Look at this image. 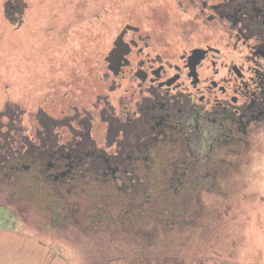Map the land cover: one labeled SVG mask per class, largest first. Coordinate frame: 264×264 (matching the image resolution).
<instances>
[{"label":"rangeland","instance_id":"1","mask_svg":"<svg viewBox=\"0 0 264 264\" xmlns=\"http://www.w3.org/2000/svg\"><path fill=\"white\" fill-rule=\"evenodd\" d=\"M3 1L0 131L8 128L10 132L16 124L24 129L27 145L57 152L59 158L67 156L60 147L70 143V152L81 167L90 164L79 159L87 154H82L87 148H94L97 157L101 152L102 157L113 155L122 135L108 131L123 114L124 104L132 107L136 94L127 80L111 74L105 77L108 69L104 56L119 27L130 21L127 11L154 0H91L89 5H78L71 34L61 23L62 10L29 0L20 19L11 22L4 16ZM103 9L107 10L104 14ZM145 18L142 21L149 28V16ZM167 54L173 60L177 56L173 49ZM9 108L10 115L15 114L20 122L4 115ZM85 117L91 121L89 133L94 145L80 136L84 129L80 120ZM251 130L245 138L232 142L238 145H210L208 130L207 140L198 138L203 150L215 160V172L207 178L199 166L194 167L199 171L195 175L206 184L199 197L193 198V205L186 208L187 219L181 223L159 222L156 218L161 214L155 212L149 216L154 224L144 227L135 220L133 227L126 219L131 209L123 205L124 199L117 193H107L105 200L92 203L85 189L79 195L72 189L66 196L67 200L84 203L74 211L86 210L88 214L80 217L83 221L56 223L43 197L20 195L12 199L9 182L4 181H0V207L11 209L5 217L15 222L18 230L45 243V264H264V124ZM66 161L72 164L69 158ZM121 161L108 164L121 166ZM88 202L91 204L86 207ZM153 206L158 209V203ZM98 212L101 217L88 219L89 214Z\"/></svg>","mask_w":264,"mask_h":264},{"label":"flooded vegetation","instance_id":"2","mask_svg":"<svg viewBox=\"0 0 264 264\" xmlns=\"http://www.w3.org/2000/svg\"><path fill=\"white\" fill-rule=\"evenodd\" d=\"M35 1L62 10L61 23L69 34L75 27L77 6L91 2ZM30 2L4 0V16L17 22ZM148 4L127 11L130 21L119 27L104 56L105 77L111 74L127 80L136 94L132 107L125 103L117 120L136 125L143 119L152 132L160 133L172 126L190 128L206 140L208 130L210 145H238L232 142L264 124V0H154ZM101 5L105 7V1ZM146 16L149 28L144 24ZM113 48L124 52L118 66L106 60ZM168 49L176 52L175 60ZM124 108L128 109L124 112ZM83 120L89 131L91 121Z\"/></svg>","mask_w":264,"mask_h":264},{"label":"trees","instance_id":"3","mask_svg":"<svg viewBox=\"0 0 264 264\" xmlns=\"http://www.w3.org/2000/svg\"><path fill=\"white\" fill-rule=\"evenodd\" d=\"M10 113L9 108L4 115L21 121ZM144 121L141 119L136 125H122L120 120H116L114 125L110 124L108 133L115 131L122 135L118 140L117 151L110 156L105 154V157H102L101 152L102 156L97 157L94 148H87L82 151L83 155L84 152L87 154L80 155L79 159L87 160L90 164L83 167L70 152L73 151L70 143L66 147H60L61 151H67V156L59 158L57 152L51 153L46 149L40 151L33 144L27 145L24 129L21 130L14 124L10 132L8 128L0 131V181L9 182L12 199L19 198L20 195L32 199L43 197L42 200L47 201L45 208L52 213L56 223H66L70 219L75 222L83 221L88 214L86 210L82 209L77 213L74 211L84 203L67 200L66 196L73 191L79 195L84 189L92 203L105 200L107 193H117L124 199L123 205L131 209L126 219L133 227L135 220H139L142 225L154 224V219L149 216L155 212L161 214L156 218L159 222L181 223L183 219H187L186 212L193 205V198L199 197L206 184L195 175L199 171L194 170V167L201 168L202 176L212 178L216 162L212 160L210 153L203 150V145L198 143V138L201 137L194 129L181 130L172 126L161 133L155 130L152 132L148 125L143 124ZM9 122L8 120V124ZM82 126L84 129L80 132V136H83L81 139L85 138L93 144L87 131V121L82 120ZM46 146L48 147L47 144ZM68 158L72 161L71 165L66 161ZM121 159V166L108 164L111 161L120 163ZM50 168L51 172L47 171ZM156 203L159 210L153 206ZM90 204L88 202L85 206ZM145 206L147 210L142 211ZM98 217H101L100 212L88 215L89 220Z\"/></svg>","mask_w":264,"mask_h":264},{"label":"crops","instance_id":"4","mask_svg":"<svg viewBox=\"0 0 264 264\" xmlns=\"http://www.w3.org/2000/svg\"><path fill=\"white\" fill-rule=\"evenodd\" d=\"M8 209L0 207V264H45V243L18 230L15 222L5 217Z\"/></svg>","mask_w":264,"mask_h":264},{"label":"water","instance_id":"5","mask_svg":"<svg viewBox=\"0 0 264 264\" xmlns=\"http://www.w3.org/2000/svg\"><path fill=\"white\" fill-rule=\"evenodd\" d=\"M119 37H118V39H119ZM118 39L115 41V44H117V42L119 41ZM123 53L124 52L118 53L117 50L113 48L111 50L109 56L106 58V60H109L111 62V64H115L116 66H118L121 62V60H119V57L122 56ZM109 67L112 68L111 65ZM113 71H114V73H117V70L115 67H114Z\"/></svg>","mask_w":264,"mask_h":264}]
</instances>
